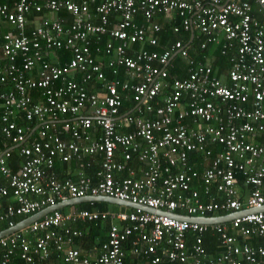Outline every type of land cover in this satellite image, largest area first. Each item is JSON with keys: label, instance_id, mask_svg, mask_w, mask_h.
I'll use <instances>...</instances> for the list:
<instances>
[{"label": "built area", "instance_id": "1", "mask_svg": "<svg viewBox=\"0 0 264 264\" xmlns=\"http://www.w3.org/2000/svg\"><path fill=\"white\" fill-rule=\"evenodd\" d=\"M194 31L201 51L236 47L226 72L190 55ZM129 93L134 106L120 114ZM12 149L21 163L11 168ZM71 162L75 172L59 178L56 163ZM0 177V233L87 196L164 213L54 210L0 237V264H264L263 243H247L264 241V0L0 4ZM98 220L110 221L105 241L74 247L72 225ZM208 231L219 241L212 255Z\"/></svg>", "mask_w": 264, "mask_h": 264}, {"label": "trees", "instance_id": "2", "mask_svg": "<svg viewBox=\"0 0 264 264\" xmlns=\"http://www.w3.org/2000/svg\"><path fill=\"white\" fill-rule=\"evenodd\" d=\"M15 0H0V4L3 3H12ZM139 24H143V19L141 20V18H139L138 20ZM162 27H163V33L164 36L163 38L160 40V42L169 45V43L172 41L173 37H172V29L169 25L165 24L164 22L162 23ZM30 28H27L26 31H28ZM196 36V32L194 31L193 34V39L192 41L188 44V51L190 53V55L196 59L200 58L202 55H206L209 57L215 71H217L218 73H223L226 72L227 69H229L231 67V59L233 57L236 56V47L232 48V49H226L223 50L222 45H214V44H208L207 48L204 51H201L199 48L200 45V40L194 39V37ZM190 38V34H186L182 36V39L184 41L185 44L188 43V40ZM201 40H203L201 38ZM102 45V44H101ZM59 56V59L65 60L69 58V54H64V56H62V53H56ZM104 61L107 62V57H103ZM63 62V61H62ZM173 63H175L177 65V67L179 68H184L183 63L181 62V60L178 57H175L172 61ZM174 71L170 72V76L173 78L175 77L174 75ZM106 75H107V80L111 81L114 80V77L112 76V74L110 73V71H105ZM182 77L183 73L180 74ZM131 98H132V93L128 94L127 100H125L123 102V107L120 111V114H124L126 112H128L129 110H131L134 106V104L131 102ZM22 121V120H20ZM17 121L19 124L23 125V122ZM26 124V123H25ZM133 127L130 128H119V132L121 133H129L131 131H133ZM11 146H8L6 149L10 148ZM18 150L17 149H12L10 151V158L7 162V165L10 166L11 168L14 167V165L16 164H20L21 163V159L18 157ZM87 161V159H85V162ZM69 166V167H68ZM75 163L71 162L70 164H62V163H56L55 165V172L59 175V178H63L65 177V173L67 172V169H69V172H75ZM98 166L97 165H93L89 170L88 173L92 176L95 175V172L97 171ZM5 185V181L0 177V186ZM5 202L2 200L0 203V212H2L3 208H4ZM69 208V207H67ZM84 210V209H99V210H106L108 209L107 204L104 203H93V204H81V205H77L74 207H70L68 210L66 208L62 209L63 212H67L70 210ZM67 210V211H66ZM110 210V209H109ZM123 211V210H122ZM131 211V209L126 210L125 212H129ZM217 215H222V214H217ZM24 219H26L25 217H15L13 219V221L18 224L20 222H22ZM110 228V221L106 220V221H96V222H86V223H76L72 225V229L73 230H77L79 232H81V237H77L73 239V245L74 247L84 250V251H88V250H92V249H97L100 244L105 241L106 236H107V232ZM202 238V247L204 248L205 252L208 255H212L215 251H216V246L217 244H219L218 241V237L217 235L213 234L212 231H208L206 233H203L201 235ZM193 237L188 236L187 238V242L186 245L187 247L190 246V243L192 241ZM247 243L251 244V245H259L262 244L264 245V241L263 239H251V240H247ZM1 259V257H0ZM1 261V260H0ZM9 264V263H8ZM10 264H19L18 260L13 259L12 263ZM126 264H134L132 262L131 257H127L126 259Z\"/></svg>", "mask_w": 264, "mask_h": 264}, {"label": "water", "instance_id": "3", "mask_svg": "<svg viewBox=\"0 0 264 264\" xmlns=\"http://www.w3.org/2000/svg\"><path fill=\"white\" fill-rule=\"evenodd\" d=\"M104 203V204H110V205H114V206H119V207H125L131 210H141L147 213H152V214H164L161 211H154L150 208H147L145 206H140L137 204H133L130 202H125V201H119L110 197H105V196H97V197H83V198H78V199H72V200H67L65 202H61L58 205L54 206V207H49L46 208L26 219H24L20 224H18V226H16L15 228L12 229H8L6 231H3L0 233V237L6 236L8 234H11L15 231L21 230L22 228L26 227L27 225H29L30 223L36 221L37 219L43 217L44 215L54 211V210H61L67 207H74L77 205H81V204H86V203ZM264 209V208H263ZM170 217H174L175 219H180V220H184V221H189V222H196V223H200V224H214V223H225L228 222L230 220V218H232V216H227V217H221V218H197V217H188V216H181V215H177L174 213H169L168 214Z\"/></svg>", "mask_w": 264, "mask_h": 264}, {"label": "rangeland", "instance_id": "4", "mask_svg": "<svg viewBox=\"0 0 264 264\" xmlns=\"http://www.w3.org/2000/svg\"><path fill=\"white\" fill-rule=\"evenodd\" d=\"M107 206H108V209H110V210H113V211H126V210H128V208H125V207H119V206H114V205H110V204H107ZM70 208V207H69ZM69 208H66L67 210L69 209ZM72 208V207H71ZM66 210V211H67Z\"/></svg>", "mask_w": 264, "mask_h": 264}, {"label": "crops", "instance_id": "5", "mask_svg": "<svg viewBox=\"0 0 264 264\" xmlns=\"http://www.w3.org/2000/svg\"><path fill=\"white\" fill-rule=\"evenodd\" d=\"M69 167V166H68ZM67 171H69V169H67Z\"/></svg>", "mask_w": 264, "mask_h": 264}]
</instances>
